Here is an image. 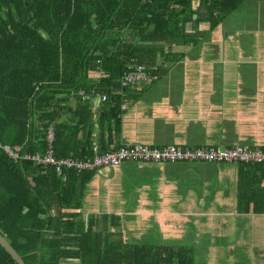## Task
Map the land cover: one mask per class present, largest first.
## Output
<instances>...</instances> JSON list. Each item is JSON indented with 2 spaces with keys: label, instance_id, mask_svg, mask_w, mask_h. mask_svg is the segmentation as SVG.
Returning <instances> with one entry per match:
<instances>
[{
  "label": "trees",
  "instance_id": "trees-1",
  "mask_svg": "<svg viewBox=\"0 0 264 264\" xmlns=\"http://www.w3.org/2000/svg\"><path fill=\"white\" fill-rule=\"evenodd\" d=\"M246 1L0 0V144L42 155L45 131L53 127L57 159L91 157L96 146L101 154L119 150L124 147L123 94L131 89L120 87L127 66L135 61L147 68L159 63L170 67L182 61L186 55L172 52V45L200 46L208 32L198 31L202 20L212 32ZM199 8L206 11V18H201ZM169 67L159 68L158 80L168 78ZM98 70L103 76L92 78ZM102 96L106 100L96 107ZM153 124L155 140L175 138L182 148L235 147L234 142L221 140L227 135L220 120H188L183 134L176 133L170 122L159 119ZM245 138L242 144L254 145L251 137ZM169 145L173 143L154 141L149 147ZM140 165L127 163L115 169L110 200L118 198L121 204L136 199L146 186L143 173L152 170L151 165L166 164ZM204 165H195L197 175L210 171ZM237 167L239 172L249 170L245 176L251 174L249 181L242 177L237 181V211L252 208L264 213V188L259 187L264 165ZM166 169L170 174L166 185L178 188L172 168ZM95 174L66 172L61 179L51 168L14 163L0 151V235L24 264H195L191 245L129 241V224L124 222L132 214L91 213L83 220L84 189ZM182 189L186 190L183 184ZM115 229H121L123 240H115ZM0 264H17L1 245Z\"/></svg>",
  "mask_w": 264,
  "mask_h": 264
},
{
  "label": "crops",
  "instance_id": "crops-1",
  "mask_svg": "<svg viewBox=\"0 0 264 264\" xmlns=\"http://www.w3.org/2000/svg\"><path fill=\"white\" fill-rule=\"evenodd\" d=\"M244 4L255 5L256 8L249 14L248 12L240 14V18L238 17L242 25L240 30L231 28L224 34L220 24L215 30L209 32L208 21L202 20L198 25V31L208 32L200 46L192 48L172 45V52L185 54V58L170 67L162 63L159 65L163 68L168 66L169 72L175 67L179 68L182 71L181 77L163 78L152 83V86L139 84L125 91L123 95L126 107L123 115L122 146L154 141H168L173 145L183 146L181 141L175 138L155 140L154 120L160 119L175 124L176 133H181L186 128L185 122L188 120L194 122L214 120L216 123L220 120L221 124L225 123L224 133L227 135V139L221 140L234 142L235 146L264 149V146L260 145L264 144V13L261 12L259 15L257 13L259 10L264 11V0H247ZM194 5L197 6V3ZM257 8H259L258 11ZM199 12L201 18L207 17L204 9H200ZM261 21L263 25L259 28L258 22ZM240 34L245 36L244 45H241ZM231 35L238 41V44L233 45L232 48L227 43ZM209 46H215L211 51L222 53V56L219 55L221 60L219 63L223 67H217L216 61L197 59L190 55L198 47L203 52ZM219 49L222 51L220 52ZM184 64L193 69L194 74L191 76L188 74L190 77H187V73L183 70ZM90 76L97 78L94 74ZM101 100L102 98L98 97L96 107H99ZM247 136L251 137L253 146L241 143ZM112 149H114L113 146ZM166 165H153L164 176L159 182L160 189L166 193L171 189L169 185H166L165 178L170 177V174L164 172L166 168L171 167L174 177L176 174L179 176L174 178V181L179 183V190L182 184L186 190H177L179 192V198L175 203L177 209L172 211L168 207L157 210L161 212V216L169 214L172 218L170 220L175 222L173 223L176 225L175 228L185 224L193 232L201 235L202 239L195 240L193 236H187L180 231L173 234V237L181 244H201L202 247H207V255L205 254L204 258L212 260L215 246L213 239L220 235L224 237L225 246L236 247L233 252H229L228 264H264V213L254 212L252 208L244 213L236 209V184L240 177L244 182L249 181L251 174L245 176L249 170L239 172L238 165L229 164L186 163L182 164L186 165L183 166L184 168L181 164ZM194 165L208 166L210 171L207 173L204 170L199 176L197 166ZM95 172L94 178L84 189L81 201L83 220H86L91 213L98 216V214L115 212L105 209L102 198L104 194L109 195V187L115 179L116 171L100 170L98 173L97 170ZM257 187L258 185L253 186V189ZM259 187L264 188V179L260 181ZM174 188H176L175 185ZM259 196L263 199L261 195ZM151 208L155 209L153 206ZM125 210L129 211V208ZM161 216L155 217L160 219ZM220 220L226 223L222 226L217 225ZM241 247H247L246 252H243Z\"/></svg>",
  "mask_w": 264,
  "mask_h": 264
},
{
  "label": "built area",
  "instance_id": "built-area-1",
  "mask_svg": "<svg viewBox=\"0 0 264 264\" xmlns=\"http://www.w3.org/2000/svg\"><path fill=\"white\" fill-rule=\"evenodd\" d=\"M160 65L147 68L144 65L132 61L127 66L121 77V88L136 86L139 84L150 85L157 81ZM95 77L100 78L103 72L98 70L92 72ZM106 96H102V101ZM126 104H122L125 109ZM47 148L44 154H24L21 148H11L0 144V151L14 162L26 161L34 167L51 168L54 175L64 179V173L74 172L76 174L90 173L97 170H115L125 163L143 164H229V165H264V149L250 148L248 146H235L230 149H188L176 145L163 148H150L145 145L124 146L119 150H113L101 154L99 147L94 148V155L82 158L57 159L53 153L54 129L49 127L45 131Z\"/></svg>",
  "mask_w": 264,
  "mask_h": 264
},
{
  "label": "rangeland",
  "instance_id": "rangeland-1",
  "mask_svg": "<svg viewBox=\"0 0 264 264\" xmlns=\"http://www.w3.org/2000/svg\"><path fill=\"white\" fill-rule=\"evenodd\" d=\"M249 4V3H247ZM255 5H246L243 4L239 6L238 10L233 13L232 15L227 16L226 18L223 19L221 22V28L224 31V34L231 28L240 30L241 24L239 23L238 20H240V14L242 12H248V14L251 12L252 9H255ZM259 8H257L258 11ZM264 13V11H258V15ZM264 15V14H263ZM239 17V18H238ZM254 19V17H253ZM256 20V19H254ZM259 28L260 25H263V22H258ZM263 29V27H261ZM233 35H231L230 39L228 40V44H230V48H232L233 45L238 44L237 39L234 37L232 38ZM241 37V45H244L243 41L245 40V36L243 34H240ZM205 41V40H204ZM226 44V39L225 42ZM215 46H209L207 50L201 51L200 47H198L197 50H195L192 54H190L193 57L198 58H203L211 61H216L217 62V67L220 66L221 60H219L220 56H222V53H218L216 51H211ZM226 47V46H225ZM220 52L222 51L219 49ZM185 65V64H184ZM188 66V67H187ZM223 67V66H220ZM178 69V70H177ZM219 70L218 68H216ZM183 70L185 73H187V77H190L191 74H194L192 72L193 69L189 68V65H185V68L183 67ZM220 71V70H219ZM182 71H180L179 68L175 67L174 70H170L168 77H181ZM190 76H189V75ZM204 74V73H202ZM95 105L98 106V100L96 101ZM172 122V121H171ZM174 128L176 129L177 126ZM178 134H183V131L181 133L178 132ZM145 144L147 146L153 145V143H141ZM9 146V145H8ZM179 146V145H178ZM181 147V146H180ZM144 164L140 165L143 166ZM195 166V165H194ZM152 170H149L147 173H143V176L146 178L144 179V182L146 183V186L144 188H141L139 192L137 193L138 196L136 195V199L132 197L133 200L127 201V203H117L118 198L116 200H113L109 198V195L104 194L103 196V201H104V206L107 211H120L121 216L123 214V211L130 216V214H134L132 217H128V222L125 221V224H129L128 232L130 231V234H128L129 241H133L132 243H139V244H147V243H152V244H163V245H169V246H193V251H194V262L195 264H228L229 260V252H233L236 247L231 246H225L224 245V237L222 236H215L213 240H215L214 243V258L212 260L207 259L206 257L204 258V255H207V247H202L201 244H181L177 239L173 237V234L177 232H181L183 234H186L187 236H193L195 240H201L202 236L198 235L197 233L193 232L189 227H187L185 224H183L179 228H175V223L174 221L170 220L172 219L169 214H162L161 212H158V208H168L170 207L171 210H175L176 208V201L177 198H179V190L178 188H174V184H168L169 187L171 188L168 193L164 192L162 189H160V181L164 177L162 175L158 174V169L156 166H151L150 167ZM177 168V167H176ZM111 170H109L110 172ZM100 171H98L99 173ZM101 174V173H100ZM151 178H153L151 180ZM175 178H179V176H176ZM184 179V178H182ZM140 197H142L145 201H140ZM172 198V199H171ZM136 200V203L134 202ZM173 200V201H172ZM116 203V204H115ZM127 204V205H126ZM151 206L155 207V209H152ZM122 208H129V211ZM149 211V212H148ZM102 216V214H101ZM155 216H161L160 219H158ZM81 217L84 218V214L81 213ZM126 217V216H125ZM127 222V223H126ZM160 223V225L158 224ZM226 222H223L220 220L217 225L222 226ZM231 223V222H229ZM173 230V231H172ZM115 231L118 232L115 240H123V235H121V229H115ZM125 236V235H124ZM126 237H124L125 239ZM210 238V237H209ZM227 241V240H226ZM225 241V242H226ZM243 252H246L247 247H241ZM241 251V252H242ZM232 255V253H230ZM64 264H77L76 262H63Z\"/></svg>",
  "mask_w": 264,
  "mask_h": 264
},
{
  "label": "water",
  "instance_id": "water-1",
  "mask_svg": "<svg viewBox=\"0 0 264 264\" xmlns=\"http://www.w3.org/2000/svg\"><path fill=\"white\" fill-rule=\"evenodd\" d=\"M0 245L6 252L17 262V264H24L17 252L8 244V242L0 235Z\"/></svg>",
  "mask_w": 264,
  "mask_h": 264
}]
</instances>
